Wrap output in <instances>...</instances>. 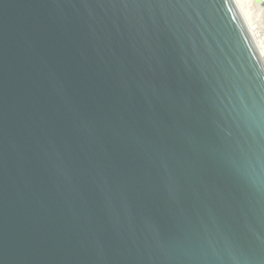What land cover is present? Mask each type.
<instances>
[{"label":"water","instance_id":"water-1","mask_svg":"<svg viewBox=\"0 0 264 264\" xmlns=\"http://www.w3.org/2000/svg\"><path fill=\"white\" fill-rule=\"evenodd\" d=\"M0 264H264L232 0H0Z\"/></svg>","mask_w":264,"mask_h":264},{"label":"rangeland","instance_id":"rangeland-1","mask_svg":"<svg viewBox=\"0 0 264 264\" xmlns=\"http://www.w3.org/2000/svg\"><path fill=\"white\" fill-rule=\"evenodd\" d=\"M235 2L247 27L253 25V27L258 28L262 33V40L264 42V15L261 13V6L255 0H235Z\"/></svg>","mask_w":264,"mask_h":264},{"label":"bare ground","instance_id":"bare-ground-1","mask_svg":"<svg viewBox=\"0 0 264 264\" xmlns=\"http://www.w3.org/2000/svg\"><path fill=\"white\" fill-rule=\"evenodd\" d=\"M233 2H234V4H235V6H236V8L238 9V6H237V4H236V2H235V0H232ZM254 1V0H253ZM262 1V3H257L256 1V3L259 5V6H261V13L264 15V0H261ZM240 13V12H239ZM241 15V14H240ZM242 16V15H241ZM244 20V19H243ZM245 22V21H244ZM246 24V23H245ZM248 29H249V31H250V33H251V35H252V37H253V39H254V41L256 42V45L258 46V49H259V51H260V53L262 54V55H264V42H263V40L261 41L260 39H259V35H258V33H256L255 31H257L256 30V28L255 27H253V25H251L250 27H248ZM263 57V56H262Z\"/></svg>","mask_w":264,"mask_h":264},{"label":"built area","instance_id":"built-area-1","mask_svg":"<svg viewBox=\"0 0 264 264\" xmlns=\"http://www.w3.org/2000/svg\"><path fill=\"white\" fill-rule=\"evenodd\" d=\"M256 28V27H255ZM257 31H255L256 33H258L259 35V39L262 40V33L258 30V28H256ZM262 55V54H261ZM263 56V59H264V55Z\"/></svg>","mask_w":264,"mask_h":264}]
</instances>
